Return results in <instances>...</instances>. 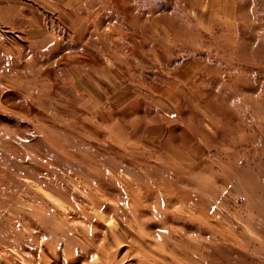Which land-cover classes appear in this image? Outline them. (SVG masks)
<instances>
[{
  "label": "rangeland",
  "instance_id": "rangeland-1",
  "mask_svg": "<svg viewBox=\"0 0 264 264\" xmlns=\"http://www.w3.org/2000/svg\"><path fill=\"white\" fill-rule=\"evenodd\" d=\"M0 264H264V0H0Z\"/></svg>",
  "mask_w": 264,
  "mask_h": 264
},
{
  "label": "crops",
  "instance_id": "crops-1",
  "mask_svg": "<svg viewBox=\"0 0 264 264\" xmlns=\"http://www.w3.org/2000/svg\"><path fill=\"white\" fill-rule=\"evenodd\" d=\"M68 11H69L68 13H65L67 15V17H68L67 18L68 19V22H64V21L62 22V20H61L62 18H59L58 21H59L60 26L68 29L67 31H71L73 33L72 39H75V36H76L75 35V31H76V28L78 26H80V24H81L80 23L81 18L79 17V13L76 10H68ZM59 17H62V15H60ZM63 18H64V16H63ZM41 19H42V24H44L43 22H44L45 18L43 17ZM40 33L42 35H44V36L50 34L51 36H49V37L52 38V39H54L55 38V35H56L55 32L54 33H50L49 30H48V32H46V30H40L39 31V34ZM159 129H160L159 126H148L146 128L147 135L153 136V134H155L157 132V130H159Z\"/></svg>",
  "mask_w": 264,
  "mask_h": 264
}]
</instances>
